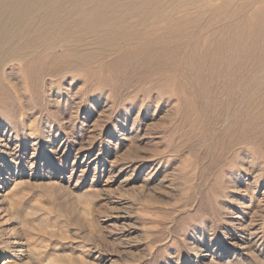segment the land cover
I'll return each instance as SVG.
<instances>
[{
	"label": "rangeland",
	"instance_id": "1",
	"mask_svg": "<svg viewBox=\"0 0 264 264\" xmlns=\"http://www.w3.org/2000/svg\"><path fill=\"white\" fill-rule=\"evenodd\" d=\"M227 1L203 0L199 9L226 7ZM258 6L244 5L240 16ZM42 10L39 4L30 21L38 22ZM204 23L207 20L200 27ZM5 24L2 32L6 29L15 38L8 36L0 45V134L7 133L0 138V156L13 162L1 145L18 144L25 150L23 159L33 165L26 170L52 178L23 184L7 198L30 225L11 229L29 241L27 264H91L86 246L105 234H112L108 264H171L175 258L186 264L192 247L203 240L212 243L213 250L227 245L226 234L237 215L264 235V106L258 116H251L258 103L264 104L259 87L264 65L230 69L219 79L216 73L186 74L183 61L169 56L163 63L133 60L159 30L118 48H99L83 59L59 58L66 49L62 44L50 53L38 50L23 56L14 48L26 39ZM203 34L206 30L188 35L180 54ZM84 49L91 52L95 47L88 44ZM257 72L263 75L259 83L254 81ZM57 150L65 155L62 160ZM77 155L81 158L73 164ZM96 158L100 164L95 169ZM111 166L115 172L108 174ZM57 182L74 194L57 191ZM75 195L80 202L87 197L95 204L91 206H96L97 218L80 213L83 204ZM114 199L127 204L111 209L108 204ZM251 199L250 208L241 204ZM102 226L106 230L100 231ZM7 231L0 225V251ZM123 232L131 248L118 243L116 236ZM260 243L264 247V237ZM12 251L2 258L7 264H15ZM255 259L247 255L241 264H264L262 257Z\"/></svg>",
	"mask_w": 264,
	"mask_h": 264
},
{
	"label": "bare ground",
	"instance_id": "2",
	"mask_svg": "<svg viewBox=\"0 0 264 264\" xmlns=\"http://www.w3.org/2000/svg\"><path fill=\"white\" fill-rule=\"evenodd\" d=\"M202 2L203 0H0V20H4L5 23L11 24L13 27H8V29L14 33L18 32V37L22 36L20 38L26 39L23 45L14 48V51L23 56L29 53H37L38 50H40L42 54L43 51H45V53H50L59 44H62L66 49L64 54L59 58H62V60L83 59L88 56H93L96 51H99V48L102 50L118 48L122 46L124 42L127 43L129 40L132 41L134 38L140 37L146 32L159 30L147 41L149 47L141 48V54L137 53L132 55L133 60H140L139 62L142 63H144V60H154L158 63H163V60L169 56L172 60L183 61L184 66H182V70L186 74L197 77V75H201L205 72L216 73L219 79L224 78L230 69L240 70L245 66L261 68L264 65V5L262 4L264 0H228L226 7H215L214 4H210L199 9V5H201ZM253 2L259 3L260 6L250 15L240 16L239 9ZM39 4L43 7L41 12L42 16L38 19V22H31L30 18L31 16L34 18L33 14L35 15L34 12L38 10ZM184 11L187 12L183 15L179 14ZM244 13H246V11ZM177 14L180 16L178 17ZM171 20L172 22L170 23L169 21ZM205 20H207L206 26L204 23V27H200ZM10 21L12 22L10 23ZM5 23L0 24L1 46L5 41H8V36H12L8 34L9 31L6 29L5 31H8L7 34L6 32H2L4 30H2V28L6 26ZM43 25H45V27H43ZM199 30H206L207 34H203L200 39L190 46L187 52L185 51V53L183 52L184 54L182 53L181 55L179 50H182L181 48L184 46L186 37L194 31ZM14 38L15 37H13V39ZM88 44L95 47L94 51H89L92 55H88L89 52L84 49ZM46 56H42V59ZM37 57L39 56L35 55L36 59ZM257 71H259V69H257ZM259 72H261V69ZM257 74L258 72L256 76ZM259 76L260 75L254 77V81L257 80ZM261 76L263 77V75ZM259 80L260 78L258 79V83ZM247 85L244 83V86ZM254 87L257 88L258 86ZM254 87L251 89L254 90ZM259 87L264 90L263 80L259 83ZM252 95L249 96L252 97ZM262 102L257 104L255 101L254 104L257 105L251 116H258L260 108L262 109L264 106ZM262 111L264 113V109ZM251 118L249 121L252 120ZM249 121L245 125L249 124ZM5 131L0 134V138L6 137L7 133ZM1 146L7 151V155L12 157L13 162L4 159L2 155L0 156V225L1 227L3 225L5 229L10 231L9 233H5L4 236L6 244L4 249L0 251V264L8 263V260H3L2 258L6 257L12 250L13 258H11V260H13L15 264H27L29 260V241L22 238L21 233L17 230L11 231V229L16 226L30 225L27 219L23 217L18 210L10 207V200L7 198L9 195L15 193L23 184H30L33 180H49L52 178L47 176L40 177L39 175L37 176L36 173V175H34V172L29 173L26 168L29 166L28 169H32L30 168L32 164L23 159L26 155L24 153L25 150L19 148L18 144L14 147H10V143L6 142ZM67 146L68 145L64 148L66 149ZM58 151L59 150H57L55 154L59 156L57 157L58 159L62 160L65 155H59ZM32 153L35 154V152ZM79 157L81 158V156H76L73 164L79 161ZM84 159L85 157L83 160ZM99 164L100 161L96 158L95 169ZM102 166V169L105 170L104 164ZM74 171L75 168L73 167L71 171L72 175ZM80 171L84 174L86 170ZM110 172H115L114 167L109 170L108 174ZM72 175L68 178L69 182ZM79 180L80 175L76 180V184ZM57 183L55 187L57 191L60 190V192L70 193V195L74 194L69 186H64L63 183H58V186ZM75 197L77 196L75 195ZM77 198H79L77 200L80 202V197ZM81 199L82 202L80 203H82L83 206L79 205L81 208V210L79 209L80 213L88 216L95 215L93 208L96 206L92 207L95 204H93L90 199H87V197ZM249 201V204H246L245 201H242L241 204L250 208L252 199ZM126 204L127 201L124 199H114L110 200V204L108 205H110L111 209L117 210L125 207ZM10 214L11 216H9ZM95 218H97V216ZM244 219L245 218L241 215L236 216L233 221L234 227L232 231L226 234L227 245L224 246L221 244V248L219 246L215 248L221 252H217L215 249L213 250L210 247L212 243L203 240L201 243H197L192 247L193 256L186 264H241L247 261V255H252L256 259L261 257L264 259V247L261 246L260 243L264 235L254 231V226L251 227L250 224H246L247 221ZM89 222L91 225L92 222ZM99 222L97 224H99ZM106 227L102 226L99 229L103 231V229L106 230ZM257 228L260 227L257 226ZM263 232L264 231H262V233ZM130 233L131 232H129V235ZM125 234L124 232L119 233L116 239L118 243L124 245L125 248H131L132 245L128 241L129 237L127 238L128 234ZM111 235L112 234H105L102 239L99 237L96 239L92 238L93 242L90 241L91 243L89 242L86 246L85 254L88 255V258H86L91 264H108L112 262V258L107 255V250H110L111 246H113L110 243L112 241H108V237ZM231 252L235 255L233 258L230 257ZM218 253L220 254L218 255ZM238 254L239 258H237ZM119 260L122 263H126L127 261L126 258L123 257H119ZM171 264L183 263L179 258L178 260L175 258V261L173 259Z\"/></svg>",
	"mask_w": 264,
	"mask_h": 264
}]
</instances>
